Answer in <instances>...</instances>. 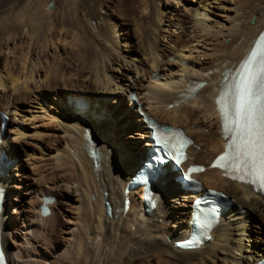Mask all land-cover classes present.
Here are the masks:
<instances>
[{
	"label": "bare ground",
	"instance_id": "bare-ground-1",
	"mask_svg": "<svg viewBox=\"0 0 264 264\" xmlns=\"http://www.w3.org/2000/svg\"><path fill=\"white\" fill-rule=\"evenodd\" d=\"M126 1L0 0V60L5 57L0 66V111L13 117L4 133L0 130V147L12 160L0 177V228L8 264H39V235L47 228L42 226L55 227L60 217L69 218L72 225L56 254L60 264L257 262L264 255V234L251 249L248 228L256 219L264 230V196L210 165L226 143L216 99L227 71L238 66L264 29V0H191L197 5L183 8L181 0L179 8H174L175 0H158V6L157 0H132V6L116 15L115 7ZM207 11L219 19L209 23ZM128 17L134 20L132 31L140 35L139 65L120 52L119 20ZM124 37L129 48L133 44L128 34ZM64 41L68 48L59 47ZM18 44L20 59L12 52ZM197 49L204 60L193 57ZM187 58H193V64ZM211 69L216 72L206 76ZM201 82L205 85L194 90ZM130 93L138 102L128 97L127 105L123 97ZM79 102L84 107L79 108ZM53 105L61 108L60 115L48 108ZM143 112L159 124L182 129L193 140L186 165H204L199 175L204 190L223 191L232 202L212 239L199 249L175 246L191 230L193 196L169 166L156 183L154 210L146 211L141 187L128 194L125 209L126 186L151 144ZM19 113L21 122L32 119L42 126L28 139L11 143L8 134L15 140L28 132L14 120ZM92 148L98 157L91 154ZM22 156L34 159L32 181L23 176L27 172ZM26 196L31 198L29 209L9 216L7 207ZM44 196L54 199L47 217L40 211Z\"/></svg>",
	"mask_w": 264,
	"mask_h": 264
},
{
	"label": "snow or ice",
	"instance_id": "snow-or-ice-1",
	"mask_svg": "<svg viewBox=\"0 0 264 264\" xmlns=\"http://www.w3.org/2000/svg\"><path fill=\"white\" fill-rule=\"evenodd\" d=\"M218 103L226 130L235 131L243 144V152L221 156L226 163L220 166L231 167L237 179L251 175L264 184V37L226 84Z\"/></svg>",
	"mask_w": 264,
	"mask_h": 264
},
{
	"label": "rangeland",
	"instance_id": "rangeland-1",
	"mask_svg": "<svg viewBox=\"0 0 264 264\" xmlns=\"http://www.w3.org/2000/svg\"><path fill=\"white\" fill-rule=\"evenodd\" d=\"M180 1V0H179ZM179 1L178 0H175V2H174V8H179L180 6L179 5H177L178 3H179ZM132 0H128V1H126V4H125V2L124 3H121L120 5H123V6H120V7H115V14L116 15H120V14H123L124 12H125V10H126V6H128V7H130V6H132ZM230 2H231V0H230ZM103 3L104 2H102V5H103ZM183 3V4H182ZM160 3L158 2V0H157V6L159 5ZM187 4H189V5H191V6H194V5H197L195 2H192L191 0L189 1V0H181V8H183V6L184 5H187ZM183 5V6H182ZM216 4H213V6H215ZM227 5L229 6V7H232L233 5L231 4V3H227ZM174 8H172V10L174 9ZM216 11V9H212V12H215ZM211 11H207V13L209 14V15H211L212 16V18L211 19H209L208 20V22L209 23H212V22H214L216 19H219V17L220 16H217V15H214L213 13H212ZM218 14L220 13V14H222L223 15V13L221 12V11H216ZM230 14H232V12H230ZM141 14H139L138 13V15H137V18L140 16ZM167 15V17H168V15L169 16H171L170 14H166ZM122 18V17H121ZM140 18V17H139ZM129 19V20H128ZM131 21H132V23H131ZM134 20H133V18H131V17H128L125 21H122L121 19L119 20V24H120V29H121V31H122V29H123V31L121 32V49H120V52H121V54H123V55H128V59L130 60V59H133V61L137 64V65H139V61H140V53L142 52V47H140V42H138L139 40H137V39H139V36L140 35H137L139 32L136 30V32H135V34H134V31H132V29H133V27H134V22H133ZM136 21H137V19H136ZM122 24V25H121ZM146 24H148V22H146ZM132 26V27H131ZM142 26H145V24L143 23L142 24ZM181 32V30H176L174 33L176 34V35H178V34H180V32ZM179 32V33H178ZM18 34H20V32H17ZM128 34V39H129V42L130 43H132L133 45H131V46H129V48L127 47L126 48V45L124 44L125 43V39H123V38H125L124 36H126ZM141 34V33H140ZM137 38H136V37ZM230 39H228V41H229ZM135 42V43H134ZM60 43H62L61 45H60ZM59 43V47H66V48H68V41H64V43L63 42H60ZM67 45V46H66ZM132 46H133V48H132ZM194 46L195 47H197L198 46V48L199 47H201V45H197V44H194ZM15 48H13V55L14 56H16L17 57V55H18V58L20 59V58H22V49H20V48H22L21 47V45H16V46H14ZM139 47V48H138ZM15 49V50H14ZM206 49V48H205ZM139 50V51H138ZM207 51H209L208 49H206ZM140 52V53H139ZM20 53V54H19ZM188 54V51L186 52V54L185 55H187ZM193 57H196L195 55H200V57H201V60L203 59L204 60V58L205 57H203L202 58V52L200 51V50H195L194 52H193ZM138 57L137 59L135 58V57ZM2 59H3V61L5 60V57H1ZM2 59L0 60L1 62H0V66H2L3 67V61H2ZM192 60H193V58H187V62H188V64L189 65H191V64H193L192 63ZM176 62H177V60H176ZM59 66H57V68H58ZM13 71V70H12ZM216 71H214V70H209V71H206L205 72V74H206V76H212L214 73H215ZM14 73V74H13ZM13 73L11 72L10 73V76H11V78H15L17 75H16V72H14L13 71ZM12 74V75H11ZM115 74H117V73H115ZM154 74V73H153ZM153 74L151 75V77L153 76ZM163 80V79H162ZM22 81V80H21ZM164 81V80H163ZM7 87H9V84L7 83ZM9 88H11V87H9ZM0 92H2V88H0ZM121 96V94L119 95V97ZM128 96L129 95H127V97H123V99H126V104H127V100H128ZM122 97V96H121ZM110 102L111 101H108V103L110 104ZM36 106L38 105V104H35ZM128 105V104H127ZM25 106H27V105H25ZM50 110H51V112L55 115V116H58V115H60V111H61V108L59 109V108H57L56 107V105H53V106H49L48 107ZM58 110V111H57ZM59 112V113H58ZM51 113V114H52ZM22 113L20 114H18L15 118H14V120L17 122V124H21L20 126L21 127H24V128H26L27 129V131H25V132H27V133H25V135H23L22 137H16L17 139H15L14 140V138H13V135L12 136H10V135H8L9 137H8V141L10 140V142L11 143H15V142H19L20 140H24V139H28V137H31V135L32 134H34V132L37 130V128H38V126H42V124L39 122V121H34V120H32V119H25V121H23V122H21V117H22ZM9 116V115H8ZM21 116V117H20ZM9 119H13V117H12V115L11 116H9ZM8 119V120H9ZM32 120V121H31ZM20 122V123H19ZM54 122V121H53ZM132 136H134V135H132ZM20 139V140H19ZM13 140V141H12ZM29 150H30V148H29ZM200 152V151H199ZM22 158H24L23 160H25V162H23V170H25V172H27V174H25V175H23V176H27L28 175V178H29V181H32V176H34L33 175V173L35 172L34 171V165H32L33 164V162H34V159H31L30 157L28 158V156H22ZM26 159L28 160V161H26ZM42 163H44V162H42ZM23 170H22V172H23ZM31 177V178H30ZM32 196H33V194H32ZM30 198V196H26L25 198H23V201H21L20 203H18L15 207H12V205H10L9 207H7V212H8V214H9V216H11V217H14L15 215L12 213V212H14V211H19L21 208H24V209H29V208H27L28 207V202H29V200L31 199H29ZM41 200V199H40ZM39 202V201H38ZM172 204V203H171ZM170 204V205H171ZM189 205H190V203H188ZM189 210H190V208H189ZM28 215H26V217H27ZM174 219H176V217H173ZM28 219H31V217H28ZM68 222H70V219L69 218H62L61 219V217H60V221L56 224V226L55 227H53V226H51V225H46V226H42V228H45V227H47V228H45L46 229V231L45 230H43L42 231V235L40 234V230L38 231V234H40L39 236H40V241H41V243H40V246L41 247H39L38 249H39V256L40 257H37L39 260H40V263L39 264H60V262H59V260L57 261V252H60V250H62V247L64 246V241H63V239H65L66 237H67V235H66V228H68V226H72L70 223H68ZM161 223H163V220L162 221H160ZM184 225H185V223H183ZM10 226H11V228H14V224L13 223H11L10 224ZM259 222H258V220H251V223H250V225H249V230H248V235H249V238H247L248 240L249 239H251L252 241H251V249H254V248H256V246H255V244H256V240H257V238L261 235V234H264V230H262V227L261 226H259ZM53 227V228H52ZM253 227V228H252ZM54 229V230H53ZM48 230H50V232L48 231ZM52 230V231H51ZM65 232V233H64ZM46 233V234H45ZM28 234H29V232H28ZM42 236V237H41ZM23 236L21 235V238H22ZM21 238H19V242H16V244L18 245L19 243H20V239ZM51 238V239H50ZM48 242V243H47ZM22 243V242H21ZM46 243V244H45ZM24 247H26L25 245L22 247V248H24ZM27 248H25V249H23L24 251L26 250ZM27 251H29L28 249L26 250V252ZM26 252H24V254H25V256L24 257H26ZM27 256H29V255H27Z\"/></svg>",
	"mask_w": 264,
	"mask_h": 264
}]
</instances>
